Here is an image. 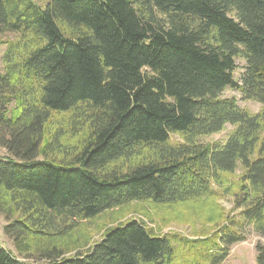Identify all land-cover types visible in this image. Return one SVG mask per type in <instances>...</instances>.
<instances>
[{
	"label": "trees",
	"instance_id": "obj_1",
	"mask_svg": "<svg viewBox=\"0 0 264 264\" xmlns=\"http://www.w3.org/2000/svg\"><path fill=\"white\" fill-rule=\"evenodd\" d=\"M0 264H221L244 236L187 238L129 219L84 252L19 255L58 220H87L133 201L208 195L242 169L243 219L264 236V0H0ZM242 71L235 77L236 60ZM261 104L251 114L224 89ZM82 113L86 135L68 159L54 114ZM234 129L223 142L170 144ZM57 144V143H56ZM139 148L152 154L124 166ZM257 264L264 245L255 244Z\"/></svg>",
	"mask_w": 264,
	"mask_h": 264
},
{
	"label": "rangeland",
	"instance_id": "obj_2",
	"mask_svg": "<svg viewBox=\"0 0 264 264\" xmlns=\"http://www.w3.org/2000/svg\"><path fill=\"white\" fill-rule=\"evenodd\" d=\"M13 34L0 36V71L2 69L1 55L6 45L5 38H13ZM238 68L235 77L239 78L243 61L236 60ZM224 97H234L239 107L251 114L257 113L261 104L254 100L243 99L238 91L226 88L221 93ZM234 126L227 123L217 132L199 135L188 139L179 133L170 134V144H207L223 142ZM87 120L80 113L54 114L46 127L45 137L55 134L57 144L53 146L54 154L58 159H68L80 146L82 138L86 135ZM4 151L0 148V155ZM150 150L139 148L126 159H121L117 166H124L134 161L148 157ZM242 169L237 167L232 172L221 173L217 181L211 185L208 195L173 204H155L150 201H133L122 206L107 210L94 218L87 220H58L53 227L47 228L45 236L31 243L26 254L19 255L25 262L37 259L43 250L53 247L63 251V256H71L76 252H84L97 242L109 227L123 223L129 219L141 221L155 234H178L187 238H197L214 235L223 228H232L244 236V240L233 243L229 247L228 256L221 264H257L255 258V244L264 245V236L257 232L254 226L244 220L240 214L241 207L237 200L242 195L241 179ZM6 220L0 215V243L13 254L17 252L12 239L5 236L3 226Z\"/></svg>",
	"mask_w": 264,
	"mask_h": 264
}]
</instances>
